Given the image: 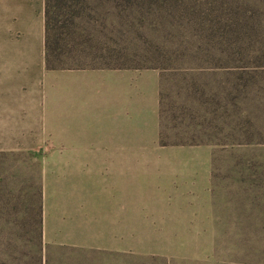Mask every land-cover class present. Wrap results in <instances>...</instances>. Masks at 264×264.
<instances>
[{
    "label": "rangeland",
    "instance_id": "374dc122",
    "mask_svg": "<svg viewBox=\"0 0 264 264\" xmlns=\"http://www.w3.org/2000/svg\"><path fill=\"white\" fill-rule=\"evenodd\" d=\"M128 1L61 59L160 71L158 141L125 170L64 127L43 0H0V264H264V0Z\"/></svg>",
    "mask_w": 264,
    "mask_h": 264
},
{
    "label": "crops",
    "instance_id": "0c3cea01",
    "mask_svg": "<svg viewBox=\"0 0 264 264\" xmlns=\"http://www.w3.org/2000/svg\"><path fill=\"white\" fill-rule=\"evenodd\" d=\"M62 74L74 96L70 108L64 110V127L87 130L85 135L93 139L92 144L109 146L110 151L95 153L94 159L117 162L114 167L125 170L132 167V161L147 160L145 154L131 152V147L158 141L160 71L68 69ZM30 113L29 118L36 122L35 112Z\"/></svg>",
    "mask_w": 264,
    "mask_h": 264
},
{
    "label": "trees",
    "instance_id": "16d2710c",
    "mask_svg": "<svg viewBox=\"0 0 264 264\" xmlns=\"http://www.w3.org/2000/svg\"><path fill=\"white\" fill-rule=\"evenodd\" d=\"M119 3L125 6L128 0H43V32H44V66L46 70L64 69H94L88 64H75L72 68L62 65L63 45L75 36L76 45L88 41L84 34L92 23V13L104 9L108 3ZM254 3V2H253ZM255 5V4H254ZM83 32V34H82ZM39 219L34 229L36 236L35 251L40 254L43 250L41 207L37 213ZM11 241V240H7ZM7 260V258H4ZM37 264H43L42 256H37Z\"/></svg>",
    "mask_w": 264,
    "mask_h": 264
}]
</instances>
